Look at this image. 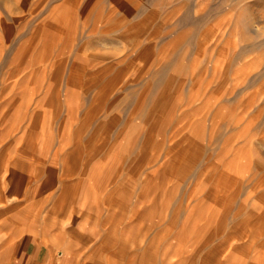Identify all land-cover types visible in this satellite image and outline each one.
Wrapping results in <instances>:
<instances>
[{"label": "rangeland", "instance_id": "1", "mask_svg": "<svg viewBox=\"0 0 264 264\" xmlns=\"http://www.w3.org/2000/svg\"><path fill=\"white\" fill-rule=\"evenodd\" d=\"M35 245L264 264V0H0V262Z\"/></svg>", "mask_w": 264, "mask_h": 264}, {"label": "crops", "instance_id": "2", "mask_svg": "<svg viewBox=\"0 0 264 264\" xmlns=\"http://www.w3.org/2000/svg\"><path fill=\"white\" fill-rule=\"evenodd\" d=\"M85 248L72 247L66 256L65 252H58V256H54L55 249L47 246L22 247L19 252L13 253V258L7 262L0 264H86L84 257H76L74 254L88 253L91 251H82ZM88 249V248H87ZM92 250V248H90ZM89 249V250H90Z\"/></svg>", "mask_w": 264, "mask_h": 264}, {"label": "bare ground", "instance_id": "3", "mask_svg": "<svg viewBox=\"0 0 264 264\" xmlns=\"http://www.w3.org/2000/svg\"><path fill=\"white\" fill-rule=\"evenodd\" d=\"M210 165H211L210 170H208V171H206L204 173L202 171V173L199 174V175H201V177H202V175L204 177V178H202L204 180V185L202 186V190H200V192H203L204 195H203V197L200 200L197 201V203H195L196 205L194 206V209L191 208L195 214H196L197 210L201 207V205H204L205 208H208L210 213L212 212V213H216L217 214V213L220 212V210L224 209V205H222V199L224 198V191H225L226 187L224 186V181H223V183H221L219 181V178L221 176H223L224 173H221V170H220L221 167L219 168L217 165H214L213 163L210 164ZM210 165L207 168H209ZM211 178L213 180L215 179L216 182H217L213 186H212V184L208 185V182L210 181ZM221 184H223V185H221ZM209 199L212 200V202L214 203V206L217 207V208H215L211 204L209 205ZM138 247L137 248L140 249L142 246H138ZM79 248H82V246L79 247ZM58 252H61V251L59 250ZM210 253H213V252L210 251ZM201 261H203V260H201ZM203 262H205V261H203Z\"/></svg>", "mask_w": 264, "mask_h": 264}]
</instances>
